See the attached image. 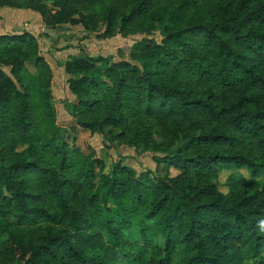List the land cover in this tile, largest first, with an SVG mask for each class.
Instances as JSON below:
<instances>
[{"label": "trees", "instance_id": "obj_1", "mask_svg": "<svg viewBox=\"0 0 264 264\" xmlns=\"http://www.w3.org/2000/svg\"><path fill=\"white\" fill-rule=\"evenodd\" d=\"M0 6L100 38L142 35L126 58L64 63L62 126L36 37L0 34V264H264V0ZM77 129L151 154L154 170L106 168ZM232 168L248 175L221 180Z\"/></svg>", "mask_w": 264, "mask_h": 264}, {"label": "rangeland", "instance_id": "obj_2", "mask_svg": "<svg viewBox=\"0 0 264 264\" xmlns=\"http://www.w3.org/2000/svg\"><path fill=\"white\" fill-rule=\"evenodd\" d=\"M47 4L49 5V3ZM0 8V34H19L27 31L36 37L40 53L48 61L53 72L51 100L56 110V120L62 126L73 124L68 105L74 100V96L68 90L64 63L83 54L89 56L101 55L111 57L113 60L126 58L129 47L142 37L140 34L128 36L115 34L112 37L100 38L94 33L86 32L80 25L67 24L53 28L46 26L40 14L29 8L11 6H0ZM151 37L157 42L162 38L159 31H155ZM26 66L31 72L35 84L37 73L34 65L27 62ZM5 70L8 71L7 68ZM75 134L77 143L81 148L86 152L94 150L96 156L104 159L106 168L118 161L128 164L138 172L145 169L154 170L155 168L151 154L137 151L124 142L112 145L105 138V133H90L89 131L77 129ZM155 137H157V134H155ZM239 171L248 175L243 169L232 168L223 170L220 179L223 180L228 174L238 173ZM168 172L173 176L179 171L170 167ZM118 264H124V262L121 260Z\"/></svg>", "mask_w": 264, "mask_h": 264}, {"label": "crops", "instance_id": "obj_3", "mask_svg": "<svg viewBox=\"0 0 264 264\" xmlns=\"http://www.w3.org/2000/svg\"><path fill=\"white\" fill-rule=\"evenodd\" d=\"M1 9V8H0Z\"/></svg>", "mask_w": 264, "mask_h": 264}]
</instances>
